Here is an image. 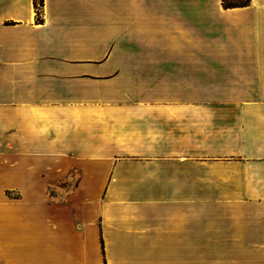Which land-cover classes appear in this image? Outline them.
<instances>
[{"label":"crops","instance_id":"crops-1","mask_svg":"<svg viewBox=\"0 0 264 264\" xmlns=\"http://www.w3.org/2000/svg\"><path fill=\"white\" fill-rule=\"evenodd\" d=\"M0 0V264H264V0Z\"/></svg>","mask_w":264,"mask_h":264},{"label":"rangeland","instance_id":"rangeland-1","mask_svg":"<svg viewBox=\"0 0 264 264\" xmlns=\"http://www.w3.org/2000/svg\"><path fill=\"white\" fill-rule=\"evenodd\" d=\"M40 1V0H38ZM251 0H222V3L224 5H230V6H243V5H249Z\"/></svg>","mask_w":264,"mask_h":264},{"label":"trees","instance_id":"trees-1","mask_svg":"<svg viewBox=\"0 0 264 264\" xmlns=\"http://www.w3.org/2000/svg\"><path fill=\"white\" fill-rule=\"evenodd\" d=\"M43 5V0H35V7L37 8V21L41 22L42 18H41V6ZM224 6L229 7L230 5H227L224 3Z\"/></svg>","mask_w":264,"mask_h":264}]
</instances>
